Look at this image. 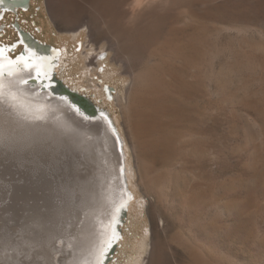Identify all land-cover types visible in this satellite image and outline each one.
I'll use <instances>...</instances> for the list:
<instances>
[{"label": "rangeland", "instance_id": "1", "mask_svg": "<svg viewBox=\"0 0 264 264\" xmlns=\"http://www.w3.org/2000/svg\"><path fill=\"white\" fill-rule=\"evenodd\" d=\"M102 1L107 18L88 9L75 27L53 11L76 15L83 8L76 0L0 9V46L18 44L16 57L23 32L62 50L54 78L105 108L126 141L130 188L142 206L127 212L126 246L110 252L108 264H127L144 235V264H264V0H153L138 17L130 12L135 0ZM3 154L7 249L27 224L12 205L27 175ZM61 162L62 179L76 180L73 158ZM26 232L36 237L33 227Z\"/></svg>", "mask_w": 264, "mask_h": 264}, {"label": "bare ground", "instance_id": "2", "mask_svg": "<svg viewBox=\"0 0 264 264\" xmlns=\"http://www.w3.org/2000/svg\"><path fill=\"white\" fill-rule=\"evenodd\" d=\"M14 1L19 3L4 0L0 9L5 13L23 8L17 4L25 0ZM31 1L23 9H28ZM76 1L83 5L76 15L65 14L59 7L53 11L54 17L72 27L81 23L85 15L91 16L88 9L107 18L105 15L109 9H105V1ZM151 3L154 1L135 0L130 12L133 17H138L137 14ZM105 24L109 26L110 22L105 20ZM26 36L29 35H21L25 51L16 57H12V53L16 52L18 44L14 51L7 46L0 47V85L4 93L16 95L15 101L7 96L0 101V145L17 148V164L24 167L27 175L25 186H19L14 195L15 204L11 203L18 208L19 219L27 224H20L17 231L15 225L11 227L12 233L9 234L16 238V231L18 238L11 247L0 248V264H108L110 252L124 247L126 235L122 226L127 212L142 206V201L136 200L137 196L130 188L132 172L126 159V141L105 108L96 105V115L90 116L72 102L69 95L52 90L54 71L62 50L51 45L52 50H44ZM118 43L117 53L124 56L127 51ZM92 54L93 49H90L85 54L86 59ZM105 57L103 53L100 59ZM70 89L82 95L81 90ZM106 89L103 94L111 99L114 89ZM66 157L73 158L74 164L76 162L78 180L69 179L70 176H67L69 180L62 179L61 161ZM63 174L67 175V172ZM41 189L40 195L37 192ZM30 227L37 232L35 238L26 232ZM126 231L132 233L128 224ZM146 237L144 235L137 249L129 255L127 264H144L143 254L148 247Z\"/></svg>", "mask_w": 264, "mask_h": 264}, {"label": "water", "instance_id": "3", "mask_svg": "<svg viewBox=\"0 0 264 264\" xmlns=\"http://www.w3.org/2000/svg\"><path fill=\"white\" fill-rule=\"evenodd\" d=\"M7 3L10 2H16L19 3V1H14V0H6ZM28 1L29 0H25L24 2L17 4L18 6H21L23 8H27L28 7ZM11 11H14V9H11ZM21 35L25 37L26 34H24L23 32H21ZM27 37V36H26ZM31 42H33L34 44H36L37 46H43L44 50H52V47H50L49 45H43L40 44L39 41H37L36 39H34L31 35H29L27 37ZM10 51H14L13 47H10ZM40 49V48H38ZM25 50H23L20 54H23ZM54 84L52 85V90L59 92L60 95H69V97L71 98L72 102H74L77 106H79V108L83 111H85L88 115L90 116H95L96 115V110H97V106L87 97L80 95L79 93H76L75 91H72L67 85H65L61 80H58L56 78H54ZM34 80V79H31ZM5 153L3 155L2 159L6 162H8L9 164H11V162L14 165V161H17V148H15V146H4V145H0V160H1V156L2 153ZM1 164V163H0ZM115 250V249H114ZM111 251V252H114ZM109 259H111L109 257Z\"/></svg>", "mask_w": 264, "mask_h": 264}, {"label": "snow or ice", "instance_id": "4", "mask_svg": "<svg viewBox=\"0 0 264 264\" xmlns=\"http://www.w3.org/2000/svg\"><path fill=\"white\" fill-rule=\"evenodd\" d=\"M4 4V0H0V5H3ZM21 60L23 59V57L20 58ZM12 62L9 61V64H11ZM38 67V66H37ZM39 75V72L37 73ZM9 75H11V71H9ZM24 83H27V81H24ZM7 96V98L9 100H12V101H15L16 100V95L15 93H4L3 90H2V85H0V101H3L4 97ZM115 134V133H114ZM111 245L109 244V247Z\"/></svg>", "mask_w": 264, "mask_h": 264}]
</instances>
